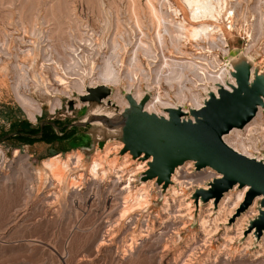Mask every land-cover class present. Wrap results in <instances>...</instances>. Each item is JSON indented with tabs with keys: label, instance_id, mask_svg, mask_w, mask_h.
Returning <instances> with one entry per match:
<instances>
[{
	"label": "rangeland",
	"instance_id": "rangeland-1",
	"mask_svg": "<svg viewBox=\"0 0 264 264\" xmlns=\"http://www.w3.org/2000/svg\"><path fill=\"white\" fill-rule=\"evenodd\" d=\"M151 1L156 9L159 8L158 11L168 14V19L181 17L180 12L174 16L166 4H160V7L161 0ZM163 1L166 3L165 0L161 3ZM144 2L0 0V264H264V229L258 234L252 225L263 209L262 196H256L258 198L253 199V203L242 209L249 190L245 186L242 200L230 214L226 208L218 207L227 191L220 201L202 199L198 205V199H195L197 192L206 186L209 189L213 180L220 177L212 168H197L194 161L188 165L183 163L177 169H181L190 181H185L182 187L174 182L157 183L155 177H145L151 161L138 169L137 163L140 161L131 160V152L129 156L122 148L116 152L110 151L108 155L103 152L101 157L107 174L93 178L87 172L88 163L96 150L103 151V144L110 136L90 124L73 126L62 132L54 129L55 135H47L41 140L30 139L29 143L5 140L6 134L26 125L39 127L42 122L49 121L62 126L84 115H97L103 111L102 101L83 102L80 98V90L90 88L89 77L84 78V87L81 88H62L53 77L55 73L64 75V64L70 53L67 49L69 44L81 55L84 47L82 38L90 39L92 45L97 40L103 42L92 63L93 73L99 70L102 59L111 52L110 42L114 36L120 42L123 38L127 43L125 51L121 52V62L115 65L122 76L121 82L117 89L110 86L112 94L104 98L109 104L108 113L120 112L123 104L118 103L116 96L124 100L123 96H127L125 90L128 84L123 75L128 67V50L138 36L134 14L139 17L142 29L149 37L154 33ZM169 2L175 6L180 4V0ZM226 7L234 11V16L231 21L226 18L219 20L225 46L217 43L216 47L207 48L205 44L200 56L206 60L201 63L208 71L218 73L219 69L225 72V63L230 62L233 70L264 88L262 74L259 73L264 70V0H227ZM167 46L172 50L168 43ZM29 47L35 48L34 63L25 53ZM86 48L83 54L92 52L90 46ZM187 49L192 51L194 48L188 46ZM223 49H226V53H223ZM245 53L253 59V64L244 57ZM171 55L177 57L174 53ZM47 63H50L48 67H40ZM22 64L26 66L29 78L34 81L40 75L46 86L37 87L31 81L24 88L23 82L19 83L18 80L20 71L17 66ZM82 67H86V64H82ZM142 67L153 75L155 67L148 66L144 59ZM133 74L134 81H138L139 72ZM195 84L197 86L193 89L198 90L203 100L206 99L211 93V83H206L208 90L204 91L200 88L203 83L195 80ZM140 87L144 93L143 81ZM14 88L29 97L31 104L21 103ZM56 89L60 90L56 92ZM134 89L135 86H131L132 96ZM162 89L168 91L166 85ZM146 92L148 100L152 92ZM262 100L258 106L259 116L248 127L237 128L231 135L230 132L225 135L229 144L225 143L232 149L236 148L237 152L264 160V90ZM165 101L177 102L172 99ZM182 106L184 109L189 107L185 103ZM111 138V142H123L121 136ZM104 139L105 142L100 144ZM76 151L83 156L80 165L69 169L64 183L57 186L51 176L44 172L42 161L57 155L64 158ZM125 156L129 164L120 172ZM148 158L141 157L139 160ZM117 174L120 178H117ZM69 182L75 184L70 185ZM141 183H151L148 184V205L121 219L119 212L127 187L134 191ZM172 186L177 190L175 194L171 192ZM233 187L228 191L234 193L244 188L239 185ZM164 199L168 204L167 210ZM226 206H231L230 200ZM252 206L255 212H249ZM199 217L207 221L209 234L200 228ZM227 236L232 239L228 240ZM101 240L104 241L102 247L98 246ZM130 242L131 251L123 255V249Z\"/></svg>",
	"mask_w": 264,
	"mask_h": 264
},
{
	"label": "bare ground",
	"instance_id": "bare-ground-1",
	"mask_svg": "<svg viewBox=\"0 0 264 264\" xmlns=\"http://www.w3.org/2000/svg\"><path fill=\"white\" fill-rule=\"evenodd\" d=\"M145 2H146L145 10H147L145 12H148L147 14H149V17L151 19L149 22L150 24H152V29H154V33L152 37H149V35H147L143 31L142 29L143 24L140 21L137 14L135 13L133 16L134 27L136 29V32H138V36L134 41V43L131 45V48L128 50L129 51L127 58L128 67L126 69L125 74L123 75L124 78L127 80V84H128L126 87L127 90H125L127 96L126 97L123 96L126 101L124 99H121L118 95L116 96V99L117 98L119 99L118 103L120 102L121 104H123V107H121V111L118 113L119 114L123 113L125 109L129 107V101L127 98L129 95L137 104L143 102V100H146L142 105V110L149 114H155L158 117L167 119L169 115L168 110L171 108H178L182 110L184 114V116L180 117L182 120L193 121L194 118L190 114V110L192 109L197 110L203 107L204 102L209 98V96H207L206 99L203 100L198 90L193 89V87L195 88L197 86V84H195V80H198L200 81V83H203L202 87H200L201 89H203V91L204 89L208 88L207 86L208 84L206 83L207 82L211 83L210 92L211 94H214L216 97L218 95L217 91L219 87H223L227 90H231L234 86H236L235 78L231 75V72L233 71V66L230 62L225 63V68H226L225 72L223 71V69H219V72L217 73L213 71H208L207 67L203 63H201V61H205L206 59H204L203 56H200L201 54L200 50L204 48L205 44H207L208 46L207 48L216 47L217 43H221L223 46H225L226 41L224 39V33L222 31L219 20L220 19L223 20V18H226V19H230L231 21V19L234 16V11L232 10L229 11L227 9L226 7L227 0H180V4H178V6L171 4L169 0H165L166 3H164V1L163 3H161L162 2L161 0L159 5L163 4L164 6V4H166L167 7L171 9L170 11L174 16H176L177 12H180L181 17L177 19L175 18L168 19L167 17L168 14L166 13L167 15H165L162 14L161 11H158L159 8L156 9L151 0H145ZM137 3L139 4V2ZM132 6L131 9L133 10ZM160 7L162 6L160 5ZM163 9L165 11V7ZM114 37L110 42L109 49H111L110 50L111 52L109 51L110 52L109 55L108 56L106 55L104 59H102V63H101L102 65L100 66L99 70L95 73L92 72L93 71L92 63L95 56L98 54L99 48L103 45V42L97 40V42L93 43L92 45L90 39L82 38L81 40L83 41L84 47L81 49L82 50L81 55H79V53L76 52L77 51L76 48H73L69 44L67 49L70 53L68 54V57L64 64V68H63L64 75L62 76L59 75L58 73H55L53 76L54 80L57 82V85L61 86L62 88H68L69 86L81 88L84 87V78L89 77L91 79L90 81L91 83H89L88 87L90 88L102 85L108 88H112L110 86H113L116 87L117 89V86L121 82L122 76H120L119 70L115 65L121 62V52L125 51L127 43L124 41L123 38H122V42H120L118 39ZM128 43H130V41H128ZM167 43L172 50L168 48ZM89 46L90 48H92V52H86V54H83V51L85 52L87 50L86 47ZM188 46L194 49L192 51H189L187 49ZM164 50L166 51V53L164 52ZM25 53L26 56L31 61V63H34L35 48L29 47L25 50ZM172 53L177 55V57L172 56L171 55ZM223 53H226V49H223ZM244 57L247 59L249 63L251 64L254 63L253 59L247 53H245ZM48 58L49 60H51L50 56ZM142 59L145 60L148 66L155 67L153 69L152 76L149 73H147V71L142 67ZM53 63L58 66L57 61H54ZM82 64L84 65L86 64V67H82ZM46 65L48 67L50 63L41 64L40 67L44 68V66ZM17 68L20 71L18 75L19 83L22 81L23 85L25 86L24 88L29 86L28 84L31 81L37 87L46 86V83H44L43 78L40 75L36 76L34 81L33 79L29 78L26 74V66H24L23 64L17 66ZM137 71L139 72L140 77L138 78L139 79L138 81L136 80L134 81L133 75L135 74L133 73ZM259 73L262 74V77L264 79V70H260ZM251 80H249V82H251ZM142 81L145 83L146 90L144 91V93H142L143 89L140 87ZM16 85L18 86V84ZM133 85L135 86V89L132 96L130 90H131V86ZM163 85L167 86L168 91H164L162 89ZM86 88L87 87H85V90L84 89L80 90L79 95L86 94L87 92ZM14 90L16 91L17 98L21 103H24L26 105L31 104V100L29 97H26L24 94L19 92L17 88H14ZM59 90L60 89L58 90L56 89L55 91L57 92ZM146 91L152 92V96L150 95L151 97L149 98L150 100L145 99L147 93ZM117 92L118 91H116V93ZM111 94L112 92L109 93L107 98H109ZM171 99L176 100L177 102L173 104V103H169V101H165ZM184 103L187 104L189 107L184 109V106H182ZM108 105L109 104L107 99H103L101 106H103L104 109L99 114L106 116L110 115V113H108L107 110ZM258 112H259V107H257L254 117L247 124H245V127H248L250 125L249 123H251V121H253V119L256 116H259L257 115ZM103 131L106 135L110 137L103 144L104 147L103 151L96 150L93 153L90 162L88 163L87 166V172L93 178H96L97 176L104 177L107 174V170L105 169V166L103 164V159L101 157V155H103V152H105L104 154L108 155L110 151L116 152L118 149L124 148L128 142V139L130 138L129 133H126L120 130L119 128H106ZM235 131H237V128L231 129L229 131L230 135ZM228 133L223 134L221 137L222 140L227 144L229 143L227 142V136L225 135H227ZM117 136H121L124 139V140L122 139L124 143L121 141L111 142V140L113 139L111 137H117ZM234 149L235 151L237 150L236 148L233 147V150ZM125 154L130 156V152L128 150L125 151ZM241 154L245 155V153L243 152ZM245 156L253 157L256 158L257 160H262L261 158H258L256 156H248V155ZM82 157H83L82 153L79 151H76L74 153H68L64 158L60 157L59 155L51 156L42 161V168L45 170L44 172H47L51 176L55 184L57 186H60L62 183H64L68 170L77 168L80 165ZM141 157H143V154L137 158H133L132 156H130L131 160L140 161V162L137 161L138 169L144 168V166H147L148 164L147 162L152 161L151 157L145 159L144 161L139 160V158ZM123 159L124 160L119 168L120 172H122L123 168L129 164V161L127 160L126 156L123 157ZM190 162L193 161H187L184 164L188 165ZM178 167H175V169L173 170L170 176V184L174 182L179 187H182L185 181H190L191 179L187 180L188 177L186 176V174L180 171L181 169L180 170L177 169ZM111 169L114 170V167H112ZM129 172H132V170H130ZM37 174L38 177L41 176L40 170L37 171ZM216 175L218 174L216 173ZM116 176L117 178H120L119 174H117ZM128 180L130 179L128 178ZM72 184L73 183H70V185ZM148 184L151 185V183ZM148 184L141 183L134 191L130 190V187H127L128 189L126 190L123 196V204L119 212L120 213L119 217L121 219L126 218L133 211L137 209H141L142 207L148 205L149 203ZM202 189L206 190L208 189V186ZM245 190L246 187L242 188L241 191H237L234 193L227 191L225 194H223V197L220 199L221 201L219 200L220 202L218 207L220 206V208L222 207L226 208L227 213L230 214L232 212V209H234L233 207H235L242 200ZM176 191H177L176 188L172 186L171 187L172 194H175ZM228 200H230V205L232 207L226 206ZM164 202L166 203V207H165L166 209L168 204L165 199ZM201 203H202V198L199 196L198 205H200ZM208 204L209 206H211V203ZM249 212H255L254 206L250 207ZM199 220H200L199 226L202 229V231L204 233L206 232V234H209V232L206 229L207 221L205 220V218H200ZM253 230H255V226H253ZM239 233L240 232H238V234ZM140 234H141L140 236H143L142 233ZM210 236L211 235H209V237ZM231 239L232 237H228V240ZM103 243L104 241L101 240V242L98 243V246L102 247ZM262 243L264 247V233L262 236ZM131 244L132 242L128 243L126 248L123 249V255H127L128 254L127 252L131 251L132 248Z\"/></svg>",
	"mask_w": 264,
	"mask_h": 264
},
{
	"label": "water",
	"instance_id": "water-1",
	"mask_svg": "<svg viewBox=\"0 0 264 264\" xmlns=\"http://www.w3.org/2000/svg\"><path fill=\"white\" fill-rule=\"evenodd\" d=\"M231 75L235 78L236 86L231 90L219 87L217 97L210 93L203 107L190 110L193 121L182 120L183 112L178 108L169 109L167 119L149 114L142 110L146 100L137 104L129 97V107L120 114L84 115L62 126L49 121L42 122L40 126L42 128L43 124H49L56 130L86 124L100 131L119 128L130 134L125 151L131 152L133 157L143 154L144 158H152L145 177H155L157 183L168 184L175 167L187 161H194L197 168H212L220 177L213 180L209 189L198 191L195 199L201 196L203 200L214 198L216 202L231 187L248 186L242 209L249 206L256 196H262L263 209L252 222L259 234L264 229V160L233 150L221 137L233 128L245 126L254 117L263 101L264 88L236 70ZM262 80L264 83L263 77ZM109 93L106 86H95L88 88L87 94L80 98L83 102L99 103ZM104 142L105 139L100 144Z\"/></svg>",
	"mask_w": 264,
	"mask_h": 264
},
{
	"label": "crops",
	"instance_id": "crops-1",
	"mask_svg": "<svg viewBox=\"0 0 264 264\" xmlns=\"http://www.w3.org/2000/svg\"><path fill=\"white\" fill-rule=\"evenodd\" d=\"M40 125L41 124H39V128L41 129V126ZM47 125H49V124H47ZM34 126H35V124H31V126L30 125H26L24 128H21L20 127V128H17V129H21V130H24V131H28L29 132V131H31L30 129L32 127H34ZM49 126H51V125H49ZM51 128L54 130V128L52 126H51ZM50 134H51L50 131H48V132L45 133V136L44 137H46L47 135H50ZM15 135H16L15 130H12L10 133H8V134L5 135V140H11V139H14V140H22V141H25V142L29 143V140H30L29 138L39 137L41 135V131H39L35 135H29L27 133H20L19 136L22 137V138H18Z\"/></svg>",
	"mask_w": 264,
	"mask_h": 264
},
{
	"label": "trees",
	"instance_id": "trees-1",
	"mask_svg": "<svg viewBox=\"0 0 264 264\" xmlns=\"http://www.w3.org/2000/svg\"><path fill=\"white\" fill-rule=\"evenodd\" d=\"M55 125H59V124H57V123H55ZM31 131H24V130H21V129H16L15 130V132H16V137H18V138H22V137H20L19 136V134L20 133H27V134H29V135H35V134H37L39 131H40V128L39 127H32L31 129H30ZM50 131V133L52 134V135H55L54 133V130L51 128V126H44L43 127V129H41V135L39 136V137H32V138H29V139H32V140H41V139H43L44 138V136H45V133L46 132H48V131ZM63 131V130H62ZM61 131V132H62Z\"/></svg>",
	"mask_w": 264,
	"mask_h": 264
},
{
	"label": "flooded vegetation",
	"instance_id": "flooded-vegetation-1",
	"mask_svg": "<svg viewBox=\"0 0 264 264\" xmlns=\"http://www.w3.org/2000/svg\"><path fill=\"white\" fill-rule=\"evenodd\" d=\"M44 126H49V125H47V124H43V126H42L41 129H43ZM41 129H40V131H41ZM64 129H66V128L64 127L63 129L60 130V132H61L62 130H64Z\"/></svg>",
	"mask_w": 264,
	"mask_h": 264
},
{
	"label": "built area",
	"instance_id": "built-area-1",
	"mask_svg": "<svg viewBox=\"0 0 264 264\" xmlns=\"http://www.w3.org/2000/svg\"><path fill=\"white\" fill-rule=\"evenodd\" d=\"M40 116V115H39Z\"/></svg>",
	"mask_w": 264,
	"mask_h": 264
}]
</instances>
